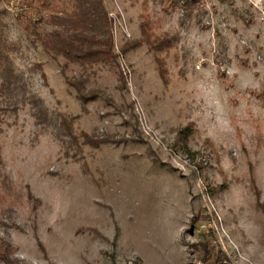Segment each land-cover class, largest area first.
Listing matches in <instances>:
<instances>
[{"label": "rangeland", "instance_id": "374dc122", "mask_svg": "<svg viewBox=\"0 0 264 264\" xmlns=\"http://www.w3.org/2000/svg\"><path fill=\"white\" fill-rule=\"evenodd\" d=\"M103 1L115 52L146 15L175 40L94 67L85 106L4 18L0 264H264V0H202L182 27L166 0Z\"/></svg>", "mask_w": 264, "mask_h": 264}, {"label": "trees", "instance_id": "16d2710c", "mask_svg": "<svg viewBox=\"0 0 264 264\" xmlns=\"http://www.w3.org/2000/svg\"><path fill=\"white\" fill-rule=\"evenodd\" d=\"M144 1V0H143ZM202 0H166L181 15L178 26L186 20L197 21ZM13 16L24 37L37 44L42 52L58 63V72L75 94L81 106L106 98L87 82L94 67L116 65L119 53L145 43L156 52L168 51L175 36L168 33L156 35L148 16L140 24V40L126 44L121 52L114 51L113 20L103 0H0V77L1 81L12 79L9 43L4 35V18ZM76 70H72V68ZM42 78H45L42 74ZM119 81L122 76L119 74ZM190 126L179 131L178 137L186 142L191 135ZM84 142L92 147L99 143L87 135Z\"/></svg>", "mask_w": 264, "mask_h": 264}]
</instances>
